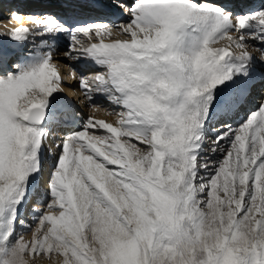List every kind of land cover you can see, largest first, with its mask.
<instances>
[{"label":"snow or ice","instance_id":"6c2138e0","mask_svg":"<svg viewBox=\"0 0 264 264\" xmlns=\"http://www.w3.org/2000/svg\"><path fill=\"white\" fill-rule=\"evenodd\" d=\"M37 5L0 33V264H264V2Z\"/></svg>","mask_w":264,"mask_h":264},{"label":"bare ground","instance_id":"6f19581e","mask_svg":"<svg viewBox=\"0 0 264 264\" xmlns=\"http://www.w3.org/2000/svg\"><path fill=\"white\" fill-rule=\"evenodd\" d=\"M131 2V0H130ZM264 2V0H251V3L254 5H259L260 3ZM13 11H20V12H32L36 11L32 5L28 2V0H0V21H4V23H0V33H7L9 30L13 27H18L21 23L26 24L28 27H33L31 23H26L25 21H12V23L8 24V20L11 16V13ZM7 25V26H6ZM9 40V36H0V42H5ZM42 38L41 37H29V40L26 42H23V47L25 49H33V50H39L41 45ZM220 42V41H219ZM253 55L259 56L260 54L258 52H255L253 50ZM61 64H62V71L66 74H70L72 67L76 66V62L68 60L66 57H63L61 54L59 57ZM68 64H65L67 63ZM68 99H71L74 101L78 106H80L83 111L87 114L94 115V117L97 120H104L106 122H110L115 124L117 117L116 116H110L107 114L105 110L95 111L93 112L91 109H89L86 106L85 98L83 97L82 91L79 87L78 80H74L70 78V75L65 80V93H64ZM81 101H85L84 103H81ZM253 105V109H254ZM110 107L109 105H105V108ZM245 116V113H241V116L239 119H243ZM64 133L61 130V128L58 126L54 129L53 133V141L56 139H59L61 136H63ZM53 152H58L59 150L55 147L52 148ZM29 221H31V217H27ZM24 231V230H23ZM27 232V231H26ZM28 235H25V239H27Z\"/></svg>","mask_w":264,"mask_h":264},{"label":"rangeland","instance_id":"374dc122","mask_svg":"<svg viewBox=\"0 0 264 264\" xmlns=\"http://www.w3.org/2000/svg\"><path fill=\"white\" fill-rule=\"evenodd\" d=\"M228 43V40L227 38H225L224 40L218 42V44L216 46H224L225 44ZM65 64H68V61L67 63ZM255 108V106H254ZM42 207V206H41ZM23 231V230H22ZM27 230H24L25 232V235H28L27 239L26 240H31L32 239V235H31V232L30 231H27ZM29 264H31V258H29ZM40 264H55V261H50L47 257L43 260V261H40Z\"/></svg>","mask_w":264,"mask_h":264}]
</instances>
